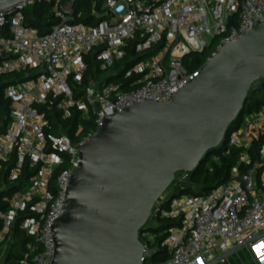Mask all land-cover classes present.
Returning <instances> with one entry per match:
<instances>
[{
    "label": "built area",
    "instance_id": "built-area-1",
    "mask_svg": "<svg viewBox=\"0 0 264 264\" xmlns=\"http://www.w3.org/2000/svg\"><path fill=\"white\" fill-rule=\"evenodd\" d=\"M41 1L0 10V90L10 101L5 131L0 118V264L52 263V226L79 146L107 116L143 101L169 102L204 66L186 67L189 55L211 51L208 61L264 22V0H53L55 23L42 33L26 17ZM74 113L80 120L72 137L61 120ZM251 124L260 129L249 121L228 138L229 148L246 149L229 180L206 194L178 196L168 209L169 197L156 203L152 219L180 218L181 225L154 249L157 236L142 234L143 264H207L239 245L252 246L256 264H264V238L251 242L264 231V144L253 167L240 166L251 164ZM189 174L178 172L175 185L188 184ZM16 228L28 241L9 260L20 240ZM159 247L170 256L149 263Z\"/></svg>",
    "mask_w": 264,
    "mask_h": 264
},
{
    "label": "water",
    "instance_id": "water-1",
    "mask_svg": "<svg viewBox=\"0 0 264 264\" xmlns=\"http://www.w3.org/2000/svg\"><path fill=\"white\" fill-rule=\"evenodd\" d=\"M22 1L0 0V10ZM261 78L264 22L223 46L169 102L143 101L107 116L95 138L79 146L52 226L51 264H143L140 235L156 203L178 172H193L222 144ZM263 238L264 231L251 242Z\"/></svg>",
    "mask_w": 264,
    "mask_h": 264
},
{
    "label": "trees",
    "instance_id": "trees-1",
    "mask_svg": "<svg viewBox=\"0 0 264 264\" xmlns=\"http://www.w3.org/2000/svg\"><path fill=\"white\" fill-rule=\"evenodd\" d=\"M85 4H90V0H83ZM53 4V0H43L41 2H36L32 7L26 10L27 22L39 28L42 33L47 32L48 29L55 23L52 16H50V10ZM80 9V5L77 6ZM86 13L91 12V7L88 5L85 9ZM206 53V52H205ZM201 53L195 59H192V65L190 69L196 70L202 67L206 61V54ZM92 55H89L90 58ZM92 68V65H91ZM12 76L8 75L5 78L10 81ZM118 80L117 78H115ZM3 80V77H2ZM262 92V97H257V92ZM264 108V82L261 86L255 88L252 91H249L248 95L243 104V108L238 117L230 124L226 137L222 144L216 148H213L208 151L205 156V160L199 164V166L189 174V183L184 186H175L174 192L169 196L170 199L166 201L163 205L165 208H169L171 201L184 194H195L201 195L209 193L212 189L217 187L219 184L226 182L231 178V172L234 166L239 163L240 156L243 152L246 151L245 148H229L228 147V138L232 132L239 129L242 126L243 119L245 115L252 114L254 112H260ZM0 118L5 121L3 125V131H5V126L10 122V101L4 97L3 87L0 90ZM80 117L78 113H74L72 118L67 120H61L63 123L64 132L69 134L72 137H75L76 127L79 123ZM251 133L253 135V142L248 152L251 156V164L245 165L240 164L242 172L253 167L258 161L259 151L264 144V131L260 129H255L251 124L250 126ZM0 130V132L2 131ZM85 132V131H84ZM181 225L180 218L165 217L158 218V226H149L146 224L141 232V240H144L142 234L145 231L151 232L157 236L155 243L150 244V247L154 249L156 244L161 245V243L167 237L170 228L174 226ZM2 228V221L0 219V229ZM17 229V236L20 237L19 241L14 242L8 252L9 260H17L20 257L21 251L24 247V244L28 241L27 238L22 235ZM3 248V244L0 243V251ZM169 252L162 247H159L158 250L154 251L151 256L147 258L149 263H155L165 260L169 257Z\"/></svg>",
    "mask_w": 264,
    "mask_h": 264
},
{
    "label": "rangeland",
    "instance_id": "rangeland-1",
    "mask_svg": "<svg viewBox=\"0 0 264 264\" xmlns=\"http://www.w3.org/2000/svg\"><path fill=\"white\" fill-rule=\"evenodd\" d=\"M211 51H207V54H209ZM198 54H191L186 58V62H185V66L189 67L192 65V59H195L197 56H201ZM207 61V59H206ZM205 61V63H206ZM204 63V64H205ZM264 82V78H261L259 80H257L253 86L251 87L250 91L254 90L255 88L259 87L262 85V83ZM257 97H262V92H257L256 93ZM264 109V108H263ZM262 109V110H263ZM247 117L245 119H243V123L242 126L246 125L247 122ZM174 182L167 188V190L164 192V194L162 195V197H169L175 189L174 186ZM161 197V198H162ZM160 198V199H161ZM159 199V200H160ZM149 226H158V221L155 219L150 218V220L147 223ZM257 254L255 249L252 246H245L244 248L240 249L239 251H237L236 253L232 254L231 256H229L224 262H220L218 264H256L255 258H256Z\"/></svg>",
    "mask_w": 264,
    "mask_h": 264
},
{
    "label": "crops",
    "instance_id": "crops-1",
    "mask_svg": "<svg viewBox=\"0 0 264 264\" xmlns=\"http://www.w3.org/2000/svg\"><path fill=\"white\" fill-rule=\"evenodd\" d=\"M246 117L248 118L246 124L249 121H253L257 128L264 129V109L261 110L260 112H254L252 114H247L245 115L244 119Z\"/></svg>",
    "mask_w": 264,
    "mask_h": 264
}]
</instances>
